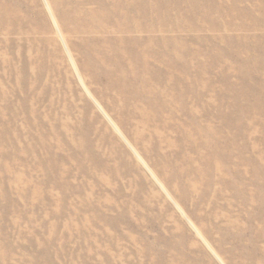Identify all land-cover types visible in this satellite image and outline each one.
Returning a JSON list of instances; mask_svg holds the SVG:
<instances>
[{
    "label": "rangeland",
    "instance_id": "obj_1",
    "mask_svg": "<svg viewBox=\"0 0 264 264\" xmlns=\"http://www.w3.org/2000/svg\"><path fill=\"white\" fill-rule=\"evenodd\" d=\"M0 264H264V0H0Z\"/></svg>",
    "mask_w": 264,
    "mask_h": 264
},
{
    "label": "bare ground",
    "instance_id": "obj_2",
    "mask_svg": "<svg viewBox=\"0 0 264 264\" xmlns=\"http://www.w3.org/2000/svg\"><path fill=\"white\" fill-rule=\"evenodd\" d=\"M101 20V19H100ZM97 21V20H96Z\"/></svg>",
    "mask_w": 264,
    "mask_h": 264
}]
</instances>
